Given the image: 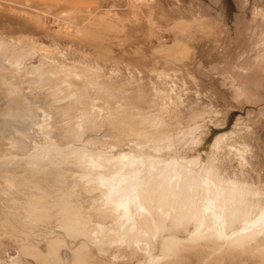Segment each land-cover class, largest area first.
<instances>
[{"label":"rangeland","instance_id":"obj_1","mask_svg":"<svg viewBox=\"0 0 264 264\" xmlns=\"http://www.w3.org/2000/svg\"><path fill=\"white\" fill-rule=\"evenodd\" d=\"M56 66L80 73L81 105L94 104L92 114L79 116L68 106L71 98L60 99L63 92L43 74ZM0 67L39 110L22 137L25 151L10 152L32 155L36 140L45 148L39 154L45 166L66 156L59 174L43 182L45 205L54 206L55 218L72 214L77 230L45 222L23 226L40 246L44 231L63 236L49 262L150 264L135 247L111 240L112 216L92 205L98 191H89L93 183L80 176L78 149L132 152L143 157L152 180L153 163L160 168L177 159L185 184H192L186 193L196 192L195 210L203 179L226 186L232 195L226 227L236 239L187 238L192 219L181 216L161 225L159 236L172 240L163 248L151 245L160 255L155 264H264V230L242 228L243 217L264 209V0H0ZM38 73L39 81L30 82ZM4 104L0 92V110ZM4 196L11 198L0 193V205ZM146 229L137 237L153 242V226ZM2 237L0 264L25 260ZM64 252L66 261L59 260Z\"/></svg>","mask_w":264,"mask_h":264},{"label":"bare ground","instance_id":"obj_2","mask_svg":"<svg viewBox=\"0 0 264 264\" xmlns=\"http://www.w3.org/2000/svg\"><path fill=\"white\" fill-rule=\"evenodd\" d=\"M14 62L15 67L19 68L17 57L14 58ZM43 74L57 87L58 92H63L62 97L59 95L60 99H72L68 106L79 110V116L87 117L95 111L94 104H90L91 109L81 105L85 82L79 80L80 73L56 66L49 67L43 71ZM5 77L0 73V92L5 97V104L0 110V193L10 194L11 198L4 196L0 205V239L7 235L8 239L17 245L19 255L21 257L24 255L25 260H20L16 264H53L49 262V258L56 253V240L62 241L63 236L60 233H53V229L49 230L52 235L44 231L40 233L43 236V244L40 246V238L30 237L24 232L27 230L23 229V226L32 227L34 222H45L68 231L77 230L72 214L62 213L55 218L54 206L45 205L48 194L43 189V182L59 174V171L64 168L61 164L66 156L54 162L53 167L45 166L42 156L39 157L45 148L37 144L36 140L33 141V145L36 150H39L32 155L16 157L10 152L12 148L22 153L25 151L28 144L22 140V137L26 136L31 123L38 119L37 111L39 110H36L34 101L20 86L8 82ZM40 77L38 73V76L34 75L29 81L38 82ZM55 93L50 94L57 97ZM60 107L63 108L65 105L60 104ZM45 118L43 115L42 120ZM76 125L81 124L76 121ZM48 140L52 141L50 137ZM75 155V161L81 163L80 176L86 182L93 183L88 190L98 191L92 198L95 210L104 217L112 216V226L109 228L112 232L111 240H120L128 247H135L150 261V264H155V260L160 257L154 254L151 245L163 248L172 240V237L167 235L159 236L161 225L170 226L181 216L190 215L192 219L193 225L191 228L188 227L187 238L200 237L209 233L225 241L236 239L226 227L227 212L230 208L228 199H232V195L227 197L226 186L209 178L203 179V184L199 187L200 204L195 210L196 192L192 193V196L186 193L192 184H185V176L177 159L168 160L160 168L156 167L159 162L153 163L152 175L155 179L152 180L151 175L143 172V157L132 152L120 151L117 154L109 153L108 155L98 152L95 155L92 152L85 153L77 149ZM26 185L35 186L37 194H33ZM230 189L235 191L234 188ZM16 192L25 194L23 196L26 198L18 199L14 195ZM64 205L67 207L66 204ZM243 220L245 224L242 228L246 229L245 233L264 230V209L251 217H243ZM97 225L100 227L101 223L98 222ZM149 225L154 229L153 242L140 239L136 235L139 232L147 233L146 228ZM19 227L21 232L15 233ZM67 253L64 252L62 256H58V259L66 261L69 256ZM72 254L77 257V253L72 252Z\"/></svg>","mask_w":264,"mask_h":264}]
</instances>
